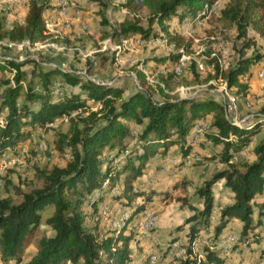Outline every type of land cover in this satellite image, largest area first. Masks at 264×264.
<instances>
[{"label":"trees","instance_id":"trees-1","mask_svg":"<svg viewBox=\"0 0 264 264\" xmlns=\"http://www.w3.org/2000/svg\"><path fill=\"white\" fill-rule=\"evenodd\" d=\"M211 1L126 0L122 6L134 12L141 7L149 10L147 25L141 24L139 18H125L118 23L112 36L118 35V41L131 34L157 36L160 27L165 28V23L174 17L181 23L186 17L203 15L205 4ZM48 6V1L31 0L22 22L6 25V19L1 18L0 41L29 40L33 44L48 38L49 33L44 32V13ZM218 17L235 26L238 38L246 39L250 26L264 31V0H226ZM168 34L169 41L183 42L182 35L170 31ZM244 45L249 46V40ZM6 53L7 50H2L0 54V71L10 70L12 76L1 78L4 87L0 92V154L22 137L24 127L45 126L60 116L68 120L67 129L57 132L58 145L68 151L64 164L46 172L42 185L23 193L18 203H11L7 197L0 198V257L14 259L15 263L20 261L37 226L43 222L54 234L42 233L35 241V250L23 264H124L129 258L131 231L99 238L94 228L85 223L86 203L91 204L95 214L99 211V203L110 196L112 201L129 206L133 215L152 201L153 193L135 188L133 182L158 148L176 144L181 157L178 166L197 146L209 149L203 153V159L227 163L231 151L248 144L252 135L264 126L258 119L242 125L233 123L226 114L225 105L211 95L175 96L163 92L160 87L164 98L156 100L147 88L141 87L120 97L123 90L119 86L77 75L58 64L38 70L39 80L30 79L23 85L26 73L21 66L28 60L8 58ZM240 55L225 76L229 87L238 85L245 91L248 84L240 77L251 64L264 61V52ZM178 56H174L175 60ZM57 75L72 84L62 94L54 92L56 85L52 77ZM140 75L146 81L144 74L140 72ZM96 101L101 102L99 107H94ZM257 115L264 116V101ZM197 120L207 121L201 133L204 141L194 140L197 133L193 128ZM129 122L138 128L134 130ZM104 148L124 152L123 161L116 166L104 160ZM120 177L119 192H113ZM218 179H224L233 192V200L220 206L217 221L213 222L211 185ZM94 190L98 193L94 194ZM196 191L203 198V206H192L193 213L186 217L187 229L182 225L176 227L185 231L188 239L180 242L185 255L179 264H225L221 248L215 242L203 245L202 254L194 251L192 243L201 230L212 225L214 238H217L234 218L242 221L238 229L239 241L250 243L259 239L255 229L264 215V198L257 201L256 196L264 193V136L252 147L250 159L229 163ZM136 197H140L141 202H136ZM254 204L259 207L256 220L252 217ZM175 238L180 239V236ZM144 264L174 262L158 258L153 263L147 259Z\"/></svg>","mask_w":264,"mask_h":264},{"label":"rangeland","instance_id":"rangeland-1","mask_svg":"<svg viewBox=\"0 0 264 264\" xmlns=\"http://www.w3.org/2000/svg\"><path fill=\"white\" fill-rule=\"evenodd\" d=\"M30 1L2 0L0 19H6V25L22 22ZM39 1H48L49 5L44 13V18L50 23L49 36L46 39L50 41L55 38V41L63 44L64 48L31 47L21 41L2 40L0 54L2 50H7L5 56L8 58L28 60L21 66L26 73L23 85L30 79L37 82L38 70L47 65L58 64L77 75L119 86L123 90L120 97H125L137 88L145 87L156 100H163L164 95L160 88L162 87L163 92L175 96L211 95L226 105L227 95H235L237 106L232 110V117L246 120L247 123L257 119L264 123V116L257 115V109L264 101V76L259 77L256 74L257 65L250 66L240 77V80L248 84L245 91L238 85L228 87L225 76L229 67L242 56L241 53L249 56L255 52H264V31L260 32L250 26L246 39L238 38L235 26L221 21L218 17L226 0H212L205 4L203 15L186 17L181 23H178L175 17L172 18L165 23V28L160 27L159 33L162 32L163 35L160 36L158 33V39L154 36V43L148 44L135 43V36H140L139 34H131L121 41H118V35L112 36L118 23L125 18L130 20L139 18V22L146 26L149 16L146 7L134 12L122 6L126 0H67V11L60 15L57 13V0ZM155 27L159 28V25L155 24ZM169 31L182 35L183 42L177 44L175 41H169ZM128 38L130 40L124 44V39ZM246 40H249V46L244 45ZM110 42L113 45L119 44L122 48L117 51ZM176 54L187 56L178 74L174 72L178 59L174 58ZM163 60L164 62H161ZM198 63L203 65L202 69L198 67ZM217 66L220 68L219 71ZM145 71L151 80L146 77ZM140 72L144 74L146 81L142 79ZM11 76L10 70L0 71V92L4 87L1 78ZM52 79L56 87L60 88V92L54 90L58 94L72 86L65 77L57 75ZM97 105L98 101L94 103V107ZM200 122L207 125L205 120L195 122L193 128V132L197 133L194 135L195 141L205 140L201 134L202 130L197 131L196 124ZM129 125L134 130L138 128L133 122H129ZM26 127L22 137L0 154V198L7 197L11 203H18L23 193L40 187L45 173L56 165L64 164L68 157L67 149L57 143V132L68 127L66 116L56 117L45 126L32 125L28 129ZM262 136L264 126L252 135L248 144L243 146L248 148V159L252 147ZM177 148L176 144L165 149L158 148L145 162L143 172L135 178L133 182L135 188L153 193L151 203H147L145 208L132 215L129 206L112 201L110 196L99 203L98 210L103 204H109L112 210L117 207L127 208L129 215L125 226L117 227L113 223V218L119 219L121 214L114 212L108 215L98 212L93 214L91 204L88 202L85 205L87 211L85 223L94 228L99 238L114 232L128 234L131 231L132 236L128 240L129 258L124 264H144L152 253H155L157 259L163 258L165 262L170 260L174 264H179L185 255V248L181 247L180 242L188 239L184 235L185 231L177 230L176 227L182 225L187 229L189 223L186 222V217L193 213L192 206L198 208L203 206V198L197 193L196 188L211 178L216 171L229 166V163L223 160L203 159V153L209 149L199 146L190 151L184 163L178 166L177 162L181 157ZM117 151L104 148L102 158L118 166L124 159V152ZM196 156L199 157L198 160L195 159ZM207 161L212 163L207 164ZM121 181L122 178H118L113 192H119ZM211 192L214 200L211 218L216 222L220 206L233 200V192L225 185L224 179L215 181L211 185ZM97 193L98 191L94 190V194ZM263 198L264 193L256 196L257 201ZM135 200L141 202L140 197H136ZM258 212V204H254L252 212L254 220L259 217ZM145 214L153 216V223L147 227H140ZM260 219L261 223L255 229L259 239L255 241L247 243L237 239L242 221L234 218L217 238H214L213 225L209 229L201 230L193 240V249L202 254L203 245L215 242L218 248H221L225 264H264V215ZM42 233L52 235L54 231L40 222L20 261L15 263L14 259L5 260L0 257V264H23L35 250V241ZM175 236H180V239H176ZM163 253L166 255L163 256Z\"/></svg>","mask_w":264,"mask_h":264},{"label":"built area","instance_id":"built-area-1","mask_svg":"<svg viewBox=\"0 0 264 264\" xmlns=\"http://www.w3.org/2000/svg\"><path fill=\"white\" fill-rule=\"evenodd\" d=\"M2 0H0L1 2ZM56 5H57V13L60 14V15H64L67 11V0H57L56 2ZM205 12V10H204ZM49 25L50 23L45 19V30L44 32L45 33H49ZM160 36L163 35V33H159ZM154 36H149V37H142V36H135V43H154V39L158 37L155 36V38H153ZM110 40V38H109ZM130 39H124V44L126 42H128ZM1 42V41H0ZM21 42L23 43H26L27 45L31 46V47H45V46H49L53 49H62L64 48V45L63 44H59L57 41L55 40H50L48 41V39H45V40H40V41H36L34 42L33 44H31L29 42V40H21ZM110 45L116 49L117 51H119L122 46L121 45H113L112 42H110ZM124 47V45H123ZM186 55L185 54H181L177 61H176V64L174 66V72L175 73H180L181 70H182V66L184 64V60L186 59ZM199 68H203V65L200 63L197 64ZM256 74L259 76V77H263L264 76V61L262 62H259V63H255V64H251V67H254L256 66ZM145 75L146 77L151 80V77L149 76L148 72L145 71ZM228 86V85H227ZM229 87V86H228ZM60 88H57L55 86L54 90L57 91V92H60L59 90ZM225 92L227 93V91L225 90ZM235 95H227V102H226V105H225V108H226V114L228 116V118L235 124H238V125H242V124H246L247 121L246 120H237L236 118L232 117V110H234V108H236L237 104H236V100H235ZM101 105V102L98 101V105L97 107H99ZM197 126V131H201L204 129L206 123L204 122H200V124H196ZM249 158V153H248V148L247 147H243V148H239L237 150H232L231 153H230V156L228 157L227 159V162L228 163H232V162H235V161H238V160H242V159H248ZM195 159H199L198 156L195 157ZM212 161H207V164H211ZM101 209H99L98 213L99 214H102V215H108L109 213H112L114 212L115 214H121V218H113V223L115 226L117 227H122V226H125L127 223V219H128V215H129V212L127 210V208H120V207H117L115 208L114 210H112V207L109 205V204H103L101 207ZM153 223V216L151 214H145V216L143 217V220L141 221V225L140 227H147L149 224H152ZM201 254V253H199ZM156 255L155 253H152L150 254L149 256V261L150 262H155L156 261Z\"/></svg>","mask_w":264,"mask_h":264},{"label":"crops","instance_id":"crops-1","mask_svg":"<svg viewBox=\"0 0 264 264\" xmlns=\"http://www.w3.org/2000/svg\"><path fill=\"white\" fill-rule=\"evenodd\" d=\"M44 16H45V14H44Z\"/></svg>","mask_w":264,"mask_h":264}]
</instances>
